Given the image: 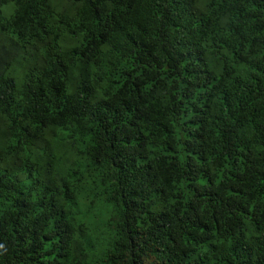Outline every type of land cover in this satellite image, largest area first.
Listing matches in <instances>:
<instances>
[{"label": "trees", "instance_id": "trees-1", "mask_svg": "<svg viewBox=\"0 0 264 264\" xmlns=\"http://www.w3.org/2000/svg\"><path fill=\"white\" fill-rule=\"evenodd\" d=\"M0 264H264V0H0Z\"/></svg>", "mask_w": 264, "mask_h": 264}]
</instances>
